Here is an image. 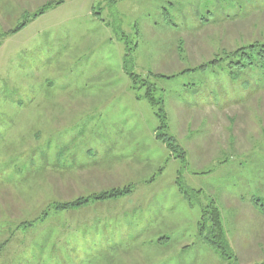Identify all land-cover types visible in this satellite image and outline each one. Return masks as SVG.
Masks as SVG:
<instances>
[{
    "label": "rangeland",
    "instance_id": "obj_1",
    "mask_svg": "<svg viewBox=\"0 0 264 264\" xmlns=\"http://www.w3.org/2000/svg\"><path fill=\"white\" fill-rule=\"evenodd\" d=\"M255 41L264 0H0V264H264V92L210 65Z\"/></svg>",
    "mask_w": 264,
    "mask_h": 264
},
{
    "label": "trees",
    "instance_id": "obj_2",
    "mask_svg": "<svg viewBox=\"0 0 264 264\" xmlns=\"http://www.w3.org/2000/svg\"><path fill=\"white\" fill-rule=\"evenodd\" d=\"M115 2L116 0H111ZM231 3H234V0H231ZM43 14V12L41 13ZM25 26V25H24ZM23 25L16 30L11 31V33H16L20 31ZM224 60L227 61L226 67L228 69L227 75L229 76L230 82L234 84H240L244 89L249 90L252 87V84L248 81H242V76H253L255 80L253 81L256 84H259L262 88L256 95L264 92V42L255 41L251 42L248 45L237 48L236 50L231 51L229 54H225L224 57L219 59H214L210 65L217 66L222 63ZM207 67V66H206ZM133 76V75H132ZM135 78V76H133ZM145 99L149 101V103L154 107H159L158 118L161 119V127L160 129H164L166 126L165 117L161 116L164 112L161 102L156 100L153 95L151 89H148L145 95ZM161 140L168 145V148L172 150H179L180 147L174 144V140L170 137H161ZM173 142H172V141ZM181 151V150H180ZM185 153H181V157L183 158ZM131 192L129 188H114L110 190H105L101 192L91 193L87 196H79L70 201H56L49 205L40 216L35 218L33 221H26L21 223L17 227V231H28L30 228L35 227L43 223L51 214H60V213H69L76 212L82 210L84 207L99 202H106L113 199H118L123 196H126ZM207 213V212H206ZM211 221V228L214 237L211 239L210 237L205 236L204 240L207 244L214 247L215 249H219V243L215 240H221L222 233V224L220 220L219 213L213 209L208 212ZM1 249V248H0Z\"/></svg>",
    "mask_w": 264,
    "mask_h": 264
}]
</instances>
